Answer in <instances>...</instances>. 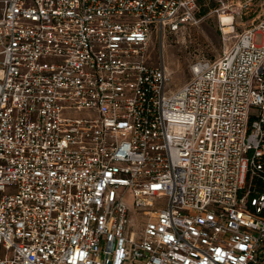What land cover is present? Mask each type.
Masks as SVG:
<instances>
[{
    "label": "built area",
    "instance_id": "obj_1",
    "mask_svg": "<svg viewBox=\"0 0 264 264\" xmlns=\"http://www.w3.org/2000/svg\"><path fill=\"white\" fill-rule=\"evenodd\" d=\"M199 2L2 0L0 264H264V19L175 91L148 60Z\"/></svg>",
    "mask_w": 264,
    "mask_h": 264
},
{
    "label": "rangeland",
    "instance_id": "obj_2",
    "mask_svg": "<svg viewBox=\"0 0 264 264\" xmlns=\"http://www.w3.org/2000/svg\"><path fill=\"white\" fill-rule=\"evenodd\" d=\"M241 2L243 7L239 17L233 20L234 29L224 32L221 29L219 18L214 13L216 3L212 0H200L197 13V22L186 26L177 32L153 33L148 44V60L151 65L163 67L167 79V88L175 91L191 80L190 66L199 59L215 60L229 50L238 35L264 19V8L261 0H226V3ZM2 0H0V16ZM13 193L14 189H8ZM123 190H119V193ZM123 200L130 211L131 223L135 230H139V221L144 216L137 214L133 205L134 198L131 191L123 192ZM154 207L165 204L164 198L154 199Z\"/></svg>",
    "mask_w": 264,
    "mask_h": 264
},
{
    "label": "bare ground",
    "instance_id": "obj_3",
    "mask_svg": "<svg viewBox=\"0 0 264 264\" xmlns=\"http://www.w3.org/2000/svg\"><path fill=\"white\" fill-rule=\"evenodd\" d=\"M224 19H223V22H225V23H228L229 22V19L230 18H227V17H223ZM224 29V32H229L230 31V27H224L223 28Z\"/></svg>",
    "mask_w": 264,
    "mask_h": 264
}]
</instances>
